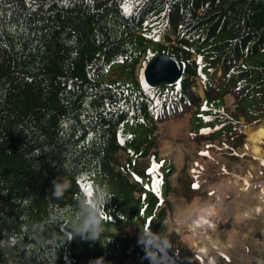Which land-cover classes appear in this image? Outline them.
<instances>
[{"label": "trees", "instance_id": "16d2710c", "mask_svg": "<svg viewBox=\"0 0 264 264\" xmlns=\"http://www.w3.org/2000/svg\"><path fill=\"white\" fill-rule=\"evenodd\" d=\"M3 4L0 264H57L66 247L57 231L65 216L76 218L82 210L87 199L81 182L91 176L107 184L111 196L102 210L121 226L102 232L91 244L92 259L152 264L138 238L145 228L163 236L168 204L158 211L157 196L136 199L138 184L130 182V169L117 172L112 156L123 149L136 157L147 155L155 147L157 123L181 107L183 117L200 106L193 115L195 126L227 134L238 120L229 119L222 107V96L230 90L241 96L240 112L264 118V0ZM155 34L168 43L160 42L156 54L185 63L178 85L153 90L138 82L131 87L101 80L121 60H132L134 70ZM196 78L205 88V106L192 91ZM215 87L222 92L217 104L211 103ZM65 180L69 187L57 197L55 184ZM166 189L170 192L169 184ZM134 220L142 223L137 235L123 230Z\"/></svg>", "mask_w": 264, "mask_h": 264}, {"label": "rangeland", "instance_id": "374dc122", "mask_svg": "<svg viewBox=\"0 0 264 264\" xmlns=\"http://www.w3.org/2000/svg\"><path fill=\"white\" fill-rule=\"evenodd\" d=\"M146 33L151 35L153 30L149 28ZM153 37L154 40L149 48L150 53H156L159 45V35L155 34ZM147 57H149V54ZM132 64V60L126 59L113 64L108 72L101 77V80L107 84H112L116 81L125 82L131 87L135 86L136 82L143 83V77L138 76L140 61L135 67L136 73L132 69ZM193 91L202 98L204 97L203 88L199 82H197V88H194ZM238 102L237 95L233 92L225 95L223 99L224 107L230 113L237 115L241 122V127L237 126L233 140H231V144L237 148L236 150L226 147L224 140L219 139L216 133L210 129L202 136H192L191 114H186L183 117L174 118L160 124L155 134L156 147L151 149L149 153V155L155 154V158L151 157V162L149 155L148 157L137 159L135 170L131 169L132 176L139 187H143L145 191H148L153 188L156 189L159 182L158 192L163 195V176L166 175L168 167H163L162 165L160 170H155L157 167L156 162L166 161L173 167L174 172L169 178L172 191L169 192V196L166 198L169 204L164 221L165 230L163 234L169 240L171 247L167 250V260L159 259V256L163 254L158 252L156 264H208L209 258L203 261L200 257L201 255L196 253L191 248V245L181 237L180 230L184 226H180L177 223V219L182 210L187 209L189 206L202 207L210 202L223 204V207L227 206L221 210L222 212L220 211L222 220L217 222V224H223L217 228L221 236L223 235L224 237L223 243L209 253L210 257L215 259L216 264H257V261L260 260L259 258L264 256V241L261 242L259 239L263 237L261 234L264 235V220L258 219L261 214H264V208L254 209L252 207L253 204L238 210L234 208L232 210L230 207L231 203L236 200L249 201L257 198L258 195H254L251 189L248 196H246L245 192L247 190L245 188H247V185L250 187V184H252V189H254L257 188V184L264 183V171H260L259 167H257L259 161L264 159L254 158L244 148L248 144V131L257 129L264 124V119L259 120L257 117L245 119L242 113L237 111ZM185 119H188V139L181 136L173 137L165 132L166 130L164 129H166L167 124L177 121H181L180 123L184 124L183 121ZM200 131L201 129L194 130L195 133H200ZM164 140L171 143L173 148L171 152L165 153L161 151ZM187 141L194 142L197 145L196 149L192 150ZM175 151H181L184 155V163L181 167H179V160L174 154ZM131 156H135L133 152H131ZM257 158H264V153L263 157ZM127 160H129V157L126 152L119 151L112 156V166L118 171L125 166ZM249 170L256 174L251 173L249 175ZM230 171H232V175H230ZM153 177L158 178L159 181L153 179L152 184L151 179ZM130 180L132 181V179ZM106 189L107 184L98 176H92L87 182L81 184V190L86 195L89 204L92 203L98 190ZM256 190H259V188ZM136 196H139V194L137 193ZM102 217L100 231L114 232L121 229L120 223L115 221L110 215L104 214L103 210ZM74 219L73 214L65 216L57 231L58 237L62 238L66 243L65 253L57 264H81L70 255L71 240L80 234L72 227ZM139 227L140 222H136L123 228V230L126 233L137 235L139 234ZM209 255L202 257H208Z\"/></svg>", "mask_w": 264, "mask_h": 264}, {"label": "clouds", "instance_id": "9594fccd", "mask_svg": "<svg viewBox=\"0 0 264 264\" xmlns=\"http://www.w3.org/2000/svg\"><path fill=\"white\" fill-rule=\"evenodd\" d=\"M260 133L258 132L257 135ZM69 187L68 181L55 184L54 195L61 196L63 191ZM111 193L105 190H98L92 203L89 204L87 200L81 203V211L77 213L76 218L72 221L73 229L80 234H87L89 238H96L100 231V224L102 220V205L107 198H110ZM219 209L215 204H206L203 207L189 206L187 209L182 210L179 214L177 223L185 224V220L195 212V218L191 223L185 226L196 235L199 232L207 233L208 229L215 230L216 224L213 217L218 215ZM71 235V234H70ZM186 239H190L187 238ZM210 239V238H209ZM138 243L144 246L146 257L156 264L158 260V252L163 255L159 256L161 260H167V250L171 247L169 240L158 234L152 232L149 228H145L138 238ZM210 243L212 241L210 240ZM91 264H103V258H97ZM208 264H215L213 258H209Z\"/></svg>", "mask_w": 264, "mask_h": 264}, {"label": "bare ground", "instance_id": "6f19581e", "mask_svg": "<svg viewBox=\"0 0 264 264\" xmlns=\"http://www.w3.org/2000/svg\"><path fill=\"white\" fill-rule=\"evenodd\" d=\"M180 122L181 121H177L175 123L173 122V123L167 124L166 129H164V130H166L165 132L172 135L173 137L181 136V137L188 139V134H187L188 119H185L183 121L184 124H182ZM164 128H165V126H164ZM258 132L260 133L259 135H257ZM248 137H249L248 144L245 147L246 151H249L255 157H263V154L261 153L259 146H260L262 140L264 139V125H260L257 129L249 130L248 131ZM187 142L191 146L192 150L196 149L197 145L194 142H191V141H187ZM172 150H173V148L171 147V143L164 140L162 143V146H161V151L167 153V152H171ZM174 154L179 160V163H180L179 167H181L182 164L184 163L183 153L181 151L180 152L175 151ZM263 195H264V191H263ZM241 204H242V201L236 200L235 201V207L230 206V205L229 206L231 207V209L234 208L235 210H238L239 208L242 209ZM223 206L224 205H219V206H217V208L223 207ZM248 206L249 205L246 203L244 207L247 208ZM225 207H227V206H225ZM244 207H243V209H244ZM252 207H255V209L256 208H264V204H262V205L261 204L260 205L255 204L254 206L252 205ZM218 209H219L218 215L216 217H213V220L216 224L215 230L208 229L207 233H201L198 231V233L196 235H193L192 232L185 225L191 223L192 219L195 218V215H196L195 212H193L192 215L185 220V224H180V226H184L183 229L180 230L181 237H183L191 245V248L194 249L195 252L200 254L201 256L209 255V253L213 252L212 249L219 247L223 243L224 237H223V235L221 236L219 229H217L220 226H222L223 224H220V223L217 224V222L222 220V216H221L222 213H220V211L223 210L224 208H218ZM234 209H232V210H234ZM238 213H239V211H238ZM240 213H241V211H240ZM225 225H226V223H225ZM186 237L190 238V239H186ZM210 240L212 241V243H210Z\"/></svg>", "mask_w": 264, "mask_h": 264}, {"label": "water", "instance_id": "95a60500", "mask_svg": "<svg viewBox=\"0 0 264 264\" xmlns=\"http://www.w3.org/2000/svg\"><path fill=\"white\" fill-rule=\"evenodd\" d=\"M185 64L177 59L167 56H155L144 70L145 81L153 88L162 85L177 84L184 74ZM96 238H89L87 234H78L72 238L71 256L81 262V264H91L94 261L90 255L91 244Z\"/></svg>", "mask_w": 264, "mask_h": 264}, {"label": "crops", "instance_id": "0c3cea01", "mask_svg": "<svg viewBox=\"0 0 264 264\" xmlns=\"http://www.w3.org/2000/svg\"><path fill=\"white\" fill-rule=\"evenodd\" d=\"M262 125H264V124H262ZM259 164L261 165V166H263L264 165V160L263 161H259ZM218 198H220L219 196H218ZM221 199V198H220ZM250 201V202H249ZM249 201H242V208L245 206V204L247 203L248 205H250V204H253V206L255 205V204H258V205H262V204H264L263 202L262 203H260V200L258 199V197H257V199L256 198H254V199H251V200H249ZM252 201V202H251ZM259 201V202H258ZM211 204H214L213 202H210ZM233 204V205H232ZM215 205H217V206H219V205H221V204H219V203H215ZM226 206V205H225ZM231 206H233V207H235V201L233 202V203H231ZM218 208H225V207H218ZM244 208H246V207H244ZM254 209H255V207H254ZM257 209V208H256ZM259 220H264V214H261V217L260 218H258Z\"/></svg>", "mask_w": 264, "mask_h": 264}, {"label": "snow or ice", "instance_id": "6c2138e0", "mask_svg": "<svg viewBox=\"0 0 264 264\" xmlns=\"http://www.w3.org/2000/svg\"><path fill=\"white\" fill-rule=\"evenodd\" d=\"M3 7H4L3 0H0V15H3ZM121 142L123 143V141H121ZM159 166H162V165H159Z\"/></svg>", "mask_w": 264, "mask_h": 264}]
</instances>
